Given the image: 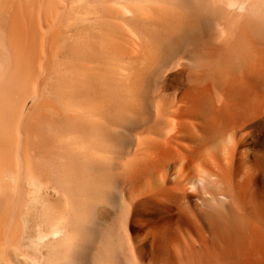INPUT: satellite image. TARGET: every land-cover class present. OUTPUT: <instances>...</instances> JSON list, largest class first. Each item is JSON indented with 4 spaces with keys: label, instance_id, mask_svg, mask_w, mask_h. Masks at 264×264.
I'll return each mask as SVG.
<instances>
[{
    "label": "bare ground",
    "instance_id": "bare-ground-1",
    "mask_svg": "<svg viewBox=\"0 0 264 264\" xmlns=\"http://www.w3.org/2000/svg\"><path fill=\"white\" fill-rule=\"evenodd\" d=\"M0 264H264V0H0Z\"/></svg>",
    "mask_w": 264,
    "mask_h": 264
}]
</instances>
